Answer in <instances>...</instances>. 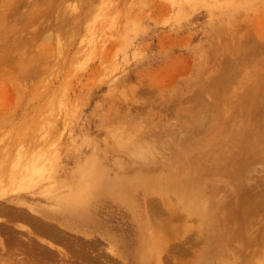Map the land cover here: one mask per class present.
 I'll list each match as a JSON object with an SVG mask.
<instances>
[{
  "label": "rangeland",
  "instance_id": "obj_1",
  "mask_svg": "<svg viewBox=\"0 0 264 264\" xmlns=\"http://www.w3.org/2000/svg\"><path fill=\"white\" fill-rule=\"evenodd\" d=\"M0 264H264V0H0Z\"/></svg>",
  "mask_w": 264,
  "mask_h": 264
},
{
  "label": "bare ground",
  "instance_id": "obj_2",
  "mask_svg": "<svg viewBox=\"0 0 264 264\" xmlns=\"http://www.w3.org/2000/svg\"><path fill=\"white\" fill-rule=\"evenodd\" d=\"M94 41V40H93ZM93 43V42H92ZM95 43V42H94ZM94 45V44H93ZM92 46V45H91ZM199 123V122H198ZM118 140V139H117ZM121 140H122V138H121ZM120 140V141H121ZM125 141V140H124ZM119 142V141H118ZM121 143V142H120ZM126 143V142H125ZM120 146V145H119ZM124 146V145H123ZM125 147V146H124ZM34 164V162H32V165ZM31 165V164H30ZM35 165V164H34ZM25 168V167H24ZM27 168H29L30 169V167H28L27 166ZM32 168V167H31ZM34 168V167H33ZM33 168L32 169H30V170H33ZM21 169V168H20ZM36 169V168H35ZM12 171H14V170H12ZM17 172V171H16ZM35 173V172H34ZM11 174V173H10ZM28 174V173H27ZM26 174V175H27ZM36 174V173H35ZM23 175V174H22ZM25 175V176H26ZM30 175V174H29ZM28 175V176H29ZM12 176V175H11ZM183 176H187L188 177V173H183ZM9 177V176H8ZM23 178H24V175L22 176ZM27 177V176H26ZM182 177V176H181ZM20 180H22V179H20ZM16 182H17V180H15ZM13 183L14 182H12V186H13ZM27 183V182H26ZM18 184V183H17ZM14 185H16V184H14ZM12 186H10V188H12ZM15 187V186H14ZM182 189H181V192H180V194L185 198V200L187 201V200H192V199H194V201H196L195 203H196V206L195 207H189V210H191V211H196V212H198V213H201L203 210H205V208H206V202L203 200V198L202 197H200L199 196V194H198V192L196 191V190H194L193 188H188L187 186H182L181 187ZM19 191V190H18ZM34 217V216H33ZM29 219H31V218H29ZM33 220V219H32ZM29 222H30V220H28ZM33 222H35L34 224H33V228H35L36 229V231H38V232H40V230L42 231V230H44V228H43V226H41V225H39V224H37L36 223V220L34 221L33 220ZM67 222V221H66ZM31 223V222H30ZM28 225V224H27ZM35 225V226H34ZM66 225H67V227H71V226H73V224H71L70 222H68V223H66ZM38 227H39V229H38ZM38 229V230H37ZM32 231V230H31ZM50 231H52V229L50 230ZM34 232V231H33ZM48 232V231H47ZM150 232V231H149ZM240 232V231H239ZM41 233V232H40ZM42 233H45V231L43 232L42 231ZM51 233V232H50ZM55 235L54 236H56V233H54ZM30 235V234H29ZM32 236V235H31ZM30 237V236H29ZM54 238V237H53ZM34 239V238H33ZM35 240V239H34ZM50 242V241H49ZM237 243V242H236ZM42 244V243H41ZM240 244V243H239ZM51 245V244H50ZM44 247V246H43ZM46 247H47V245H46ZM52 249V248H51ZM239 249V248H238ZM48 250H49V248H48Z\"/></svg>",
  "mask_w": 264,
  "mask_h": 264
}]
</instances>
